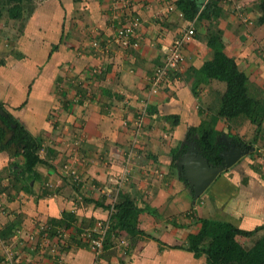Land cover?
I'll use <instances>...</instances> for the list:
<instances>
[{"label": "crops", "instance_id": "1", "mask_svg": "<svg viewBox=\"0 0 264 264\" xmlns=\"http://www.w3.org/2000/svg\"><path fill=\"white\" fill-rule=\"evenodd\" d=\"M147 1L135 12L139 46L123 52L110 42L120 21L118 0H23L17 19L0 8V106L41 145L40 163L30 171L23 170L17 148H0V242L18 251L22 264H206L205 255L175 246L197 232V219L243 231L264 227V122L257 131L241 118L219 119L222 149L248 145L250 154L199 195L181 179L183 154L198 151L186 141L187 130L217 114L225 91L223 82L204 81L201 72L212 57L211 33L221 32L222 52L245 74L250 92L263 89L264 64L255 45L247 44L264 26L259 1L242 0L241 11L248 16L252 5L254 12L249 27L232 10L238 5L227 1L216 0L210 9L207 0H190L197 5L191 20L176 0H169L170 12L164 1ZM188 26L195 36L184 48L180 71L153 93L149 79L164 64V50ZM177 148L183 152L173 166ZM65 164L76 167L79 184L62 172ZM126 198L142 210L139 228L159 242L129 238L114 224V205ZM98 221L115 227L95 256L80 235ZM42 223L52 228L46 245L38 236L29 239ZM262 234L237 240L251 247Z\"/></svg>", "mask_w": 264, "mask_h": 264}, {"label": "trees", "instance_id": "2", "mask_svg": "<svg viewBox=\"0 0 264 264\" xmlns=\"http://www.w3.org/2000/svg\"><path fill=\"white\" fill-rule=\"evenodd\" d=\"M22 1L0 0V8L6 6L9 8L8 15L17 19L21 16ZM215 1H209L210 9ZM228 3L232 4L230 1ZM175 4L181 9L186 19L194 18L197 10L194 1L176 0ZM257 7L260 12L259 22L264 24V0H259ZM207 10H204L201 16L207 14ZM232 10L236 9L232 8ZM208 14L210 15V12ZM207 46L212 52V57L201 68V72L205 75L204 81L215 79L223 82L225 91L220 94V109L217 114L207 116L197 127H190L187 130L186 141L195 143L199 153L207 163L211 167H217L223 160L219 155L222 151V144L218 141L221 133L216 130L218 120L225 119L231 122L241 118L255 125L258 131L264 122V97L260 93L250 92V83L245 74L238 69L233 59L224 55L220 31L208 36ZM0 108L6 114L5 117L0 116V148L4 149L14 145L20 151V153L16 152L15 154H19L24 159L23 170L30 171L36 163H40L38 156L41 147L40 141L31 136L2 106ZM9 133V139L4 140ZM251 147L246 145V149L250 150ZM182 152L183 149L180 148L171 151V165L174 166L175 160ZM75 175L78 176L79 181L72 183L79 184L80 176L77 173ZM181 179L184 181L183 178ZM141 213L142 210L133 201L126 198L114 205L113 217L117 221L114 224H117L129 238L143 236L159 242L139 228L138 219ZM197 222L199 224L197 232L189 234L186 245L177 246V248L192 252L195 257L205 255L206 264H264V227L252 231H243L230 223L221 221L197 219ZM49 226L51 228L50 224ZM113 226L115 227V225L110 224V227ZM260 230L263 231L262 236L254 241L251 247H245L237 240V237L250 238ZM51 232L52 228L48 231L49 235Z\"/></svg>", "mask_w": 264, "mask_h": 264}, {"label": "built area", "instance_id": "3", "mask_svg": "<svg viewBox=\"0 0 264 264\" xmlns=\"http://www.w3.org/2000/svg\"><path fill=\"white\" fill-rule=\"evenodd\" d=\"M167 3V11L172 10V5L169 0H160ZM210 0H207L209 2ZM230 1L233 5L236 0H222ZM118 6L115 7L116 15L120 17V21L117 22V28L114 35L111 38L112 43L118 45L119 48L123 50L137 48L139 46V38H137V29L141 26L140 18L135 14L136 7H140L147 0H118ZM238 6L234 8L237 9ZM245 21V19H244ZM195 36V30L193 27H187L181 31L171 42V44L164 50V64L155 69L154 74L149 79L150 81V91L156 93L159 89V86L164 82L168 81V75L180 71V67L184 61V48L191 42ZM137 38V39H136ZM134 39V41H132ZM93 46H97V43H94ZM64 173H69L73 181H79V178L71 170L69 164L63 166ZM50 226L47 223H42L37 226L36 231L29 236L30 240L35 241L38 236V240L41 239L43 244L46 245L50 239L48 233ZM111 227L110 223L107 221H98L95 223L91 230L84 231L80 236L83 241L87 243V248L95 255L99 256L105 246V241H108V236L110 233ZM2 245V242H0ZM122 244H124L122 242ZM4 250V259L2 264H22L19 256V252L12 248L9 245H2ZM56 248L53 246L49 248L51 255L55 252ZM51 264H71L64 260H51Z\"/></svg>", "mask_w": 264, "mask_h": 264}, {"label": "water", "instance_id": "4", "mask_svg": "<svg viewBox=\"0 0 264 264\" xmlns=\"http://www.w3.org/2000/svg\"><path fill=\"white\" fill-rule=\"evenodd\" d=\"M0 116H6L1 108ZM198 151L190 148L183 154L181 163L184 167L185 178L193 186L195 195H199L202 189L221 172L231 167L241 157L249 154V149L239 148L231 144L228 151L222 149L220 152L219 155L223 159L220 165L211 167Z\"/></svg>", "mask_w": 264, "mask_h": 264}, {"label": "rangeland", "instance_id": "5", "mask_svg": "<svg viewBox=\"0 0 264 264\" xmlns=\"http://www.w3.org/2000/svg\"><path fill=\"white\" fill-rule=\"evenodd\" d=\"M259 1V0H258ZM234 3H236L237 5H238V7H237V10H239V12L238 13H240V15H241V18H245V24L248 22V27L249 26H252L253 25V23H251L252 21H250L251 19H250V17L251 16H254L253 15V10H251L252 9V5H250V7H249V10H250V12L248 13L247 11H245V12H247L249 15L248 16H246V14H244V10L243 11H241V9H242V6H244V4H243V1L242 0H236ZM205 7H206V5H204ZM204 6H202V7H204ZM258 6V5H257ZM256 6V7H257ZM3 7V6H2ZM6 7V6H5ZM5 7H3L2 8V10L5 8ZM201 7V8H202ZM257 11H259V9H258V7H257ZM241 12H243L242 14H241ZM235 15H237L239 18H240V16L238 15V14H235ZM236 17V16H235ZM207 21V20H206ZM243 21V20H242ZM209 22V21H208ZM243 22V23H244ZM242 23V22H241ZM251 23V24H250ZM208 24V23H207ZM242 27H244L243 25H241ZM257 31H259L258 33L260 34V35H258V34H256V35H253V37H250L249 38V41H247V44L248 45H255V55H257L258 56V54H259V58H260V61H261V64H264V26H262V28H261V26H259V29H256V32ZM253 34V33H252ZM111 43L113 42V41H110ZM112 44H114V43H112ZM237 44V43H236ZM115 46L120 50V51H125V50H123V49H121V48H119L118 47V45H116L115 44ZM96 47H98V45L96 46ZM129 49H127L126 51H128ZM130 51V50H129ZM259 61V60H258ZM92 73H94L93 71H92ZM118 74V73H117ZM118 81V80H117ZM113 82H114V80L112 81V82H110V85L112 86V84H113ZM118 84H120V83H118ZM118 87V86H117ZM122 89V88H121ZM121 89H118V90H114V93H115V91H116V93H118V92H120V90ZM110 90V89H109ZM108 90V91H109ZM113 89H111V91H112ZM258 90H260V94H262V96L264 97V86H263V89L261 90V89H258ZM258 93V92H257ZM68 131V130H67ZM68 142H70V139H68L67 140ZM71 141H74V138L71 140ZM192 143V142H191ZM263 143V142H262ZM65 145H66V143H65ZM183 147L184 146H186V144H183L182 145ZM260 146H262L261 147V150H262V152L260 153V154H264V144H261ZM15 146L13 145V148H14ZM187 147V146H186ZM185 147V148H186ZM16 148V147H15ZM14 148V149H15ZM65 148H67V145L65 146ZM249 152H251L250 150H249ZM246 156V155H245ZM263 164H264V161H263ZM73 169H71L74 173L75 172H77V170H76V167L75 166H73L72 167ZM63 170V169H62ZM63 173H64V171H62ZM65 174H69V173H65ZM72 175V174H71ZM67 176V175H66ZM182 176H183V179L184 180H186V178H185V174H184V167L182 166ZM186 182H188L187 180H186ZM188 187L190 188V190H191V192H194V189H193V186L192 185H190L189 183H188ZM198 223V222H197ZM196 223V224H197ZM82 239V238H81ZM106 242L107 241H105V244H106ZM186 244H184V243H182L181 244V246H185ZM176 247L177 246H179V245H175ZM0 247H1V245H0Z\"/></svg>", "mask_w": 264, "mask_h": 264}]
</instances>
